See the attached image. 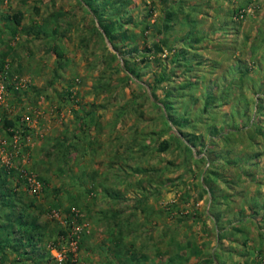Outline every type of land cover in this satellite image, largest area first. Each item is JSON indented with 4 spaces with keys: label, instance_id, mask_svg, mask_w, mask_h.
Here are the masks:
<instances>
[{
    "label": "rangeland",
    "instance_id": "374dc122",
    "mask_svg": "<svg viewBox=\"0 0 264 264\" xmlns=\"http://www.w3.org/2000/svg\"><path fill=\"white\" fill-rule=\"evenodd\" d=\"M251 17L264 0H0V264L238 263L235 212L262 227L234 178L264 136L228 133L245 95L264 121Z\"/></svg>",
    "mask_w": 264,
    "mask_h": 264
},
{
    "label": "crops",
    "instance_id": "0c3cea01",
    "mask_svg": "<svg viewBox=\"0 0 264 264\" xmlns=\"http://www.w3.org/2000/svg\"><path fill=\"white\" fill-rule=\"evenodd\" d=\"M231 1L233 2V4H235V0H231ZM217 19L219 21L221 20L225 21L222 14H219L217 16ZM255 20L257 19L251 17L244 26H242L238 31L235 32H239V36H241L240 40H242L243 42V48L240 47L239 54L242 51V54L244 56L243 58L251 60L249 61L250 62L249 64L245 61V59L241 61V63L243 64L246 62V65H244V67H246V70L250 69L249 71L250 73H248V75H244V78L248 79L246 81L248 84L247 83L244 84L249 85V91H252L253 89L257 98H259V97H264V41H263L264 24H261V21L259 20L257 22L258 25L257 27ZM260 24L263 29L262 31L263 34L259 33V31L256 29L259 28ZM228 76L229 78H232L231 74H229ZM229 82L231 84L230 80H228V83ZM240 91L241 89L239 90V92ZM235 94H237L236 90H235ZM246 96L247 95H245V97ZM256 180H258V186H256L257 188L254 190L255 193L251 194L252 196H245V198L248 197L250 198V200L248 201L244 200L243 203L246 204L252 200H256L258 202V207H260L259 212H261L260 214L262 215L260 221L262 227L257 230V233H253V230L255 229L254 225H250V226L248 225V229L247 226L244 225V222L246 220H250L253 218L251 217V215H249L252 210L250 209L251 211L250 210L247 211L246 205H243L240 210H237L235 212V214L240 215L241 218L235 219V224L232 225V228H228L227 230L226 227H224L227 231H229L226 237H224V241H226L227 244L229 245L228 256L224 257V259L227 260V258H230V255H233V259H234V256L239 255V258L234 259V260H238V263H234V264H260V260H261L260 257L262 256L264 258V174L259 176L255 175V177L253 178L249 176V174L244 173L242 175H238V176L236 175V177L234 178V181L236 182L244 181V182L254 183ZM261 187L263 188L262 194L261 191H259L258 189ZM251 191H253L252 187H251ZM247 212L248 215H246ZM241 232L244 233L242 234ZM220 264H224V263L220 261Z\"/></svg>",
    "mask_w": 264,
    "mask_h": 264
},
{
    "label": "trees",
    "instance_id": "16d2710c",
    "mask_svg": "<svg viewBox=\"0 0 264 264\" xmlns=\"http://www.w3.org/2000/svg\"><path fill=\"white\" fill-rule=\"evenodd\" d=\"M95 12V11H94ZM95 14H96V12H95ZM16 20L18 21V22H20V19L19 18H17L16 17ZM104 30H105V33H107V35H108V37H109V39L110 40H112L113 41V45H114V47L116 48V49H119V45H118V43H116L115 41H114V37L111 35L112 34V29H113V27L112 26H110L109 24H107V25H104ZM134 72H136L135 71V69L133 68V73ZM247 72V71H246ZM246 74V73H245ZM242 78V77H241ZM245 79V78H244ZM248 84V83H247ZM249 88V85H247V89ZM254 88H257V87H254ZM247 97V96H246ZM245 97V100H246V104H245V107L243 108V109H241V107H239L240 108V110H239V117L238 118H235V124L232 126V129L230 130L231 132H228V133H236L238 130H240L242 127H248L249 125H252L251 126V129H250V131L252 130V132L250 133V138L248 139V141L249 140H252L253 139V141L251 142L252 143V145L253 146H256V144L260 141V138H258V135H261V136H264V121H263V124L262 123H260V124H258V123H256V121H253L252 120V118L250 117V115L251 114H253V112H250V110H251V108H252V105H250L249 104V102L250 101H247V98ZM260 99L262 100H264V97H260ZM248 103V104H247ZM257 107V108H256ZM256 112L257 113H259V115L260 116H264V103L263 102H261V103H259V102H257V104H256ZM254 111V110H253ZM254 114H255V112H254ZM239 121H238V120ZM234 122V121H233ZM238 122H241L242 123V125L240 126L239 125V123ZM3 125L6 127V128H12V127H14V121L11 119V118H9V117H5L4 118V123H3ZM227 133V132H226ZM238 134V133H237ZM236 134V135H237ZM234 137V140L236 141L237 139H238V135H237V139H235V136H233ZM255 139V140H254ZM165 143H166V145L168 146V142L167 141H165L164 142V146H165ZM162 147L163 149L162 150H164V149H166V147ZM254 152H256V151H253L252 153H250L249 155H248V157H244V160H246V161H250V168L252 167V169H250L249 170V173L245 170L244 171V173H247V174H249V176H255V175H261V174H263V172L262 173H259V170H260V167H259V164H260V162L261 161H259V159H260V157H261V153L260 152H256V153H254ZM246 161H244V162H246ZM259 167V168H258ZM212 172H214V171H212ZM211 172V173H212ZM249 204H250V208H252V209H254V207H258V202L256 201V200H252V201H250L249 202ZM255 210V209H254ZM261 254V253H260ZM260 254H258V255H260ZM260 264H264V258L261 256L260 257Z\"/></svg>",
    "mask_w": 264,
    "mask_h": 264
},
{
    "label": "built area",
    "instance_id": "2783aa9c",
    "mask_svg": "<svg viewBox=\"0 0 264 264\" xmlns=\"http://www.w3.org/2000/svg\"><path fill=\"white\" fill-rule=\"evenodd\" d=\"M245 10L241 11V16H244Z\"/></svg>",
    "mask_w": 264,
    "mask_h": 264
}]
</instances>
